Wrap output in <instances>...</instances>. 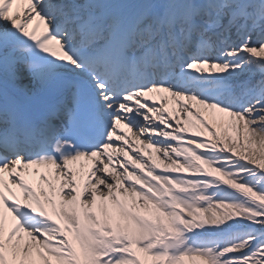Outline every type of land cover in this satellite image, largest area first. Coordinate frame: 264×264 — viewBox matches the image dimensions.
I'll use <instances>...</instances> for the list:
<instances>
[{
    "label": "snow or ice",
    "instance_id": "6c2138e0",
    "mask_svg": "<svg viewBox=\"0 0 264 264\" xmlns=\"http://www.w3.org/2000/svg\"><path fill=\"white\" fill-rule=\"evenodd\" d=\"M0 264H264V0H0Z\"/></svg>",
    "mask_w": 264,
    "mask_h": 264
},
{
    "label": "bare ground",
    "instance_id": "6f19581e",
    "mask_svg": "<svg viewBox=\"0 0 264 264\" xmlns=\"http://www.w3.org/2000/svg\"><path fill=\"white\" fill-rule=\"evenodd\" d=\"M170 105H171V106H174V102H171V101H170ZM130 135H131V133H130Z\"/></svg>",
    "mask_w": 264,
    "mask_h": 264
},
{
    "label": "rangeland",
    "instance_id": "374dc122",
    "mask_svg": "<svg viewBox=\"0 0 264 264\" xmlns=\"http://www.w3.org/2000/svg\"><path fill=\"white\" fill-rule=\"evenodd\" d=\"M259 77H257V79H258Z\"/></svg>",
    "mask_w": 264,
    "mask_h": 264
}]
</instances>
